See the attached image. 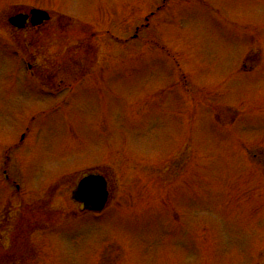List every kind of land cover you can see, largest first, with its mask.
Returning a JSON list of instances; mask_svg holds the SVG:
<instances>
[{
  "label": "rangeland",
  "instance_id": "1",
  "mask_svg": "<svg viewBox=\"0 0 264 264\" xmlns=\"http://www.w3.org/2000/svg\"><path fill=\"white\" fill-rule=\"evenodd\" d=\"M17 5L64 17L69 59L86 48L50 95L24 60L62 39L25 55ZM93 170L101 214L68 189ZM0 264H264V0H0Z\"/></svg>",
  "mask_w": 264,
  "mask_h": 264
},
{
  "label": "water",
  "instance_id": "2",
  "mask_svg": "<svg viewBox=\"0 0 264 264\" xmlns=\"http://www.w3.org/2000/svg\"><path fill=\"white\" fill-rule=\"evenodd\" d=\"M32 14L41 21L48 19L47 14L41 11H32ZM77 199L83 202L89 210L102 211L108 201L105 180L98 176L85 179L81 184Z\"/></svg>",
  "mask_w": 264,
  "mask_h": 264
},
{
  "label": "flooded vegetation",
  "instance_id": "3",
  "mask_svg": "<svg viewBox=\"0 0 264 264\" xmlns=\"http://www.w3.org/2000/svg\"><path fill=\"white\" fill-rule=\"evenodd\" d=\"M23 13H27V12H23ZM50 22H47V23H44L42 26H33V24L28 21V23L26 24L25 28L23 30H21V33H26V38H35L36 35L38 36H42V34L44 33V38H54V37H57V35H53V32L51 31H54V24L52 26ZM44 26V32H39V31H36V30H39L41 27ZM50 82V85L52 86H57L56 84V81H49Z\"/></svg>",
  "mask_w": 264,
  "mask_h": 264
}]
</instances>
